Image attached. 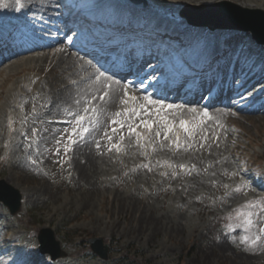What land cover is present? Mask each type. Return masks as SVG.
Wrapping results in <instances>:
<instances>
[{
	"label": "rangeland",
	"instance_id": "obj_1",
	"mask_svg": "<svg viewBox=\"0 0 264 264\" xmlns=\"http://www.w3.org/2000/svg\"><path fill=\"white\" fill-rule=\"evenodd\" d=\"M80 1L72 2L77 7ZM0 2L7 5L0 8V30L4 29L1 24L11 27L9 21L19 19V10L28 4L27 23L33 31L30 37L38 34L37 38L48 43L44 50L34 49L26 54L17 51L13 57L2 55L6 60L0 63V180L23 196L22 208L15 216L0 204V264H45L48 256L40 255L36 248L39 235L48 229L67 253L65 259L53 264H264V184L253 178L257 171L264 176V46L256 45L246 32L191 25L179 15L180 11L189 12L199 22L201 10L210 11L226 3L264 11V0H148V7L139 9L137 19L175 34L165 42L171 51L168 57L159 52L158 61L152 56L145 69L150 70L152 65L153 74L137 75L139 82L135 86L128 80L121 81L127 88L126 95L113 107L114 116L111 112L107 117L97 110L100 94L97 99L93 94L84 97V91L74 90L87 73L74 76L64 69L71 55L76 56V65L82 62L81 58L89 59L78 46L86 32H75V25L82 29L81 20L75 16L69 19L70 13L64 16L69 0H21L19 10L16 0ZM125 5L129 9L127 15L132 17L135 7ZM190 6L196 10L188 9ZM76 7L72 8L75 12ZM47 11L53 13L52 20ZM106 13L110 18L114 16L109 10ZM59 27L65 28L62 35L49 36L50 30ZM20 33H6L9 51L18 44H33L19 38ZM179 34L181 37H177ZM217 44L233 53L232 60L222 56L225 75L233 79L231 88L244 86L245 94L242 101L234 102L235 106L221 105L227 110L224 121L209 123L210 109L219 107L205 108L208 117H204V106L182 103L173 98L175 94L169 96L165 82L167 86L169 81L178 82L177 77L166 78V74H172L173 54L181 58L199 46L214 47L215 52L219 49ZM38 56L41 60H36ZM251 66L252 73H259L261 79L251 74L241 78L243 68L248 71ZM230 69L232 73L228 75ZM159 77L163 82L158 89ZM183 85L184 81L177 92L190 87ZM131 90L136 92L135 104H122ZM235 95L236 91L231 90L229 98ZM172 103V107L182 104L192 111L197 108V114L187 116L181 108L169 114ZM141 106L148 110L141 112ZM132 107H136L139 117L131 116ZM93 108L95 112L91 111ZM117 112L121 116H116ZM80 116L85 117L83 126L89 129L83 138L76 124ZM161 118L175 128L167 140L163 131L159 137L155 135ZM114 119L123 120L125 127L120 129L113 124ZM141 120L152 123L153 128L149 133L140 127L147 135L137 143L134 135H128L127 125L139 124ZM181 120L195 128L191 139L180 129ZM113 128L118 131L113 133ZM105 132L112 136L111 141ZM93 133L95 169L88 173L89 179H81L73 163V150ZM177 134L179 149L172 142ZM70 138L77 142L70 143ZM114 143L120 145V151L112 148ZM66 145L71 151L65 154ZM215 156L224 157L227 164L218 162V172ZM237 188L239 192L235 191ZM247 219L252 220L251 226ZM98 237L108 244L107 261L87 254V240Z\"/></svg>",
	"mask_w": 264,
	"mask_h": 264
},
{
	"label": "bare ground",
	"instance_id": "obj_2",
	"mask_svg": "<svg viewBox=\"0 0 264 264\" xmlns=\"http://www.w3.org/2000/svg\"><path fill=\"white\" fill-rule=\"evenodd\" d=\"M94 2H95V8H96V10L97 11H95V14L96 13H98V14H100V13H102L103 14V12H105L106 13V10H109L113 15H116V14H118V15H124V13L127 11V7L126 6H121V5H119L117 2H116V0H108V3L107 4H105L104 2H103V0H100V1H98V0H94ZM101 2H103L102 4H100ZM129 10V9H128ZM133 11H135V13H133V16H132V18H127V19H129V21H136V22H138L139 20L137 19L139 16H137V12H138V10H133ZM29 14H30V7H28L27 8V10L25 11V20H27V19H29L28 18V16H29ZM52 12L50 13L49 11H47V16L48 17H50V19L52 20V18H53V16H52ZM13 16H14V14H12ZM55 15V14H54ZM12 16V17H13ZM57 16V15H56ZM12 17H10V18H12ZM19 19H21V18H19ZM19 19H17L16 20V22L18 23V24H15L16 26H14V28L13 29H17V28H22V27H25V25H26V21H24V20H20V21H18ZM54 19H55V17H54ZM110 19H113V16H111V18ZM28 21V20H27ZM33 21H34V19H33ZM6 23V22H5ZM8 24V23H7ZM2 25V24H1ZM6 25V24H5ZM163 28V27H162ZM37 37H38V34L36 35ZM36 37V38H37ZM30 39H36V38H34V36L33 37H29ZM29 38H27L28 40H30ZM48 40L49 41H53V39H49L48 38ZM32 44V43H31ZM46 45V43H44V41L42 42L41 40L40 41H38V42H36V44H35V47H36V49H41V50H44V46ZM20 51H25V50H20ZM200 51V47H197V48H193L191 51H190V55H194L195 53H197V52H199ZM15 52H17V51H15ZM21 53V52H20ZM15 54V53H14ZM71 54V53H70ZM69 54V55H70ZM61 55H63V54H61ZM72 57H68L69 59L67 60L68 61V63H64L65 61L64 60H62V61H60L59 59V61H60V63H64V69H65V72L67 71H69V72H71V74L72 75H74V76H76V75H78V74H80V73H87V76L85 77V78H83V80H82V82H78L75 86H74V90H77V91H79V92H82V91H84V94H83V96L85 97V96H87L88 94L91 96L92 94H93V96H95V98H99V94L101 95V96H103L104 97V99L103 100H100L99 101V108L97 107V110H99V112H100V115H103L104 117H107L108 115H110V113L112 112L113 113V116H114V109H113V107L115 106V104L118 102V101H120V97H122L123 95H124V93H125V91H123V90H125V88L123 87V83H121L120 81H117V80H114L112 77H110V75H106V74H104L102 71H100L97 67H96V65H94L91 61H89V60H81L82 62H80V64L79 65H76L77 64V62H75V59L76 58H74V57H76V56H74V55H71ZM74 56V57H73ZM12 57H13V55H12ZM54 57H57L56 55H54ZM60 57V56H59ZM41 57H37V59L36 60H38V59H40ZM9 60V59H8ZM41 60V59H40ZM11 61V60H10ZM73 71H72V70ZM251 69V68H250ZM99 70V71H98ZM247 71H244V73H246ZM259 74V73H258ZM83 75H85V74H83ZM148 75V74H147ZM147 75H145L146 77H147ZM151 75V74H150ZM255 77V76H254ZM257 79V78H256ZM257 81V80H256ZM72 86V87H73ZM70 88V87H69ZM67 90V89H66ZM69 90V89H68ZM67 90V91H68ZM71 91V90H70ZM69 91V92H70ZM65 92V91H64ZM105 92H107L108 93V95L107 96H104V93ZM67 95H69V94H67ZM62 96V95H61ZM242 96H243V92H240V94L237 96V99H240V98H242ZM65 97H66V95H65ZM68 97V96H67ZM66 97V98H67ZM8 98V97H7ZM62 98H63V96H62ZM229 98V97H228ZM100 99V98H99ZM122 100V99H121ZM164 100H166L167 101V99H164ZM96 102H98V101H96ZM173 102V101H172ZM239 102V101H238ZM149 103V102H148ZM148 103H147V105H148ZM178 103V102H177ZM233 103V101H231V100H228V102H227V105H228V107L230 106L231 107V104ZM9 104V103H8ZM95 104H97V103H95ZM151 104V103H150ZM150 104L148 105L149 107H150ZM117 105V104H116ZM153 105V104H152ZM160 105V104H159ZM171 106L173 105V103L172 104H170ZM147 106V107H148ZM175 106V105H174ZM172 107V109H169L168 111H167V113H174V111L175 110H179L180 108H181V110H184L185 111V114H186V112L187 113H193L194 111H192L190 108L188 109V108H185V107H183L181 104H178V105H176L175 107ZM177 106H179V107H177ZM196 106V105H195ZM116 107V106H115ZM148 107V108H149ZM193 107V106H192ZM197 107V106H196ZM183 108V109H182ZM194 108V107H193ZM73 109V108H72ZM77 109V108H76ZM112 109V110H111ZM147 109V108H146ZM150 109V108H149ZM163 109V108H162ZM197 109V108H196ZM196 109L194 108V110L196 111ZM207 109V108H206ZM148 110V109H147ZM180 110V111H181ZM208 110V109H207ZM73 111H74V109H73ZM180 111H178V112H180ZM183 111V112H184ZM210 111H211V109H210ZM142 112V111H141ZM151 112V111H150ZM209 112V111H208ZM98 113V112H97ZM111 113V114H112ZM181 113V112H180ZM180 113H176L177 114V116L180 114ZM210 113V116L209 117H211V119L209 120L210 122L209 123H212V122H217V121H220L221 119H223V121H224V118H225V116H226V114H227V110H225V108H222V107H219V108H214V109H212V111L211 112H209ZM143 114V113H142ZM162 114V113H161ZM184 114V113H183ZM182 114V115H183ZM195 114H197L196 112H195ZM200 114H201V111H200ZM199 114V115H200ZM106 115V116H105ZM112 116V115H111ZM147 116V115H146ZM173 116H175V115H173ZM164 117H165V115H164ZM176 117V116H175ZM101 119H102V116L100 117ZM178 118V117H177ZM176 118V119H177ZM226 119V118H225ZM98 120L99 121H101L99 118H98ZM98 122V121H97ZM98 124H99V122H98ZM97 124V125H98ZM212 125V124H211ZM218 125V124H217ZM94 126V125H93ZM98 127V126H97ZM99 127H101V126H99ZM98 127V128H99ZM173 129H175V128H173ZM92 130H95V129H92ZM97 130V129H96ZM102 131V130H101ZM97 132V131H96ZM95 132V133H96ZM140 132H141V135L142 136H146L147 135V131H145V130H143V128L141 129L140 128ZM155 132H156V130H155ZM100 133V132H99ZM94 134V133H93ZM152 135V134H151ZM102 135H100V137H101ZM99 137V138H100ZM156 138V137H155ZM86 139V138H85ZM81 140L82 141V143L83 144H78L75 148H74V150H73V152H74V156H75V158H76V160H74L73 161V163L74 164H76V166H77V170L79 171V176H81V179H89L90 178V176H89V174L88 173H90V172H93V170L95 169V163H94V160H95V134H94V136H92V137H89V138H87L86 140ZM154 139V138H153ZM148 140V139H147ZM97 142H99V141H97ZM80 143V142H79ZM98 151V150H97ZM215 158H216V162H215V167H217L216 169V171L218 172V166H217V163L219 162V163H221L223 166H226L227 164H226V161L224 160V157L223 158H221V157H219V156H215ZM217 158H221L220 160H217ZM97 163V162H96ZM73 164V165H74ZM211 168V167H210ZM214 169V168H213ZM223 169V168H222ZM212 170V169H211ZM215 170V169H214ZM76 174V173H75Z\"/></svg>",
	"mask_w": 264,
	"mask_h": 264
},
{
	"label": "water",
	"instance_id": "obj_3",
	"mask_svg": "<svg viewBox=\"0 0 264 264\" xmlns=\"http://www.w3.org/2000/svg\"><path fill=\"white\" fill-rule=\"evenodd\" d=\"M134 1H140L141 6L147 4L144 0ZM188 9L196 10L192 6ZM181 15L187 17L190 23L209 26L211 29L235 28L249 31L258 43L264 44V12L260 10L243 9L235 4L226 3L215 6L210 11L201 10L199 12L201 21L199 22H195L191 17L194 15H189V12L183 11ZM0 185L6 190V192L0 193V200L9 208L11 214H16L21 206V195L16 189L6 185L3 181H0ZM38 239L42 252L55 254L56 258L63 255L59 249V243L54 241V235L50 230H44ZM88 242L91 244L94 253L100 258L106 259L107 246H105V250H102V239H89Z\"/></svg>",
	"mask_w": 264,
	"mask_h": 264
},
{
	"label": "snow or ice",
	"instance_id": "obj_4",
	"mask_svg": "<svg viewBox=\"0 0 264 264\" xmlns=\"http://www.w3.org/2000/svg\"><path fill=\"white\" fill-rule=\"evenodd\" d=\"M16 4L18 5L17 9L16 10H19V7H22V4H21V0H16ZM3 7H7L6 4L0 2V8H3ZM108 93L105 92L104 93V96H107ZM101 100L104 99V97H100ZM135 97H132V96H127L126 99H123L121 101L122 104H128L129 102H132L133 104H135ZM149 103H152V104H155L156 102L155 101H149ZM160 107H164L163 105H161ZM169 108H171L172 106L169 105L168 106ZM179 107V106H177ZM141 111H146V109H144L143 106H141ZM85 111H89V109H85ZM91 111L95 112V108L91 109ZM194 111V110H193ZM131 116H135V117H139L140 113L137 111L136 107H132L130 110H129ZM127 114V113H126ZM204 117H208V113L205 112L204 114ZM116 116H121V113L120 112H117L116 113ZM209 119H211V117H208ZM85 117L84 116H80L77 120H76V124L78 126H80L81 128V131L79 133V135L81 136V138H83V135L86 134L89 129L87 127H84L83 126V121H84ZM113 124H118L119 125V128L120 129H123L125 127V122L123 120H113L112 121ZM158 124L161 125L160 128H158L155 132V135L157 137H159L161 135V132L163 131V136H164V139L167 140L169 138V133H172L173 132V128H174V125L170 124L166 119L164 118H161V120L157 121ZM139 127H143L145 129L148 130L149 133H151L152 131V128H153V124L148 122V121H144V120H141V122L139 124H128L127 125V129H128V135L129 136H135L136 137V140H137V143H139L141 140H144L145 139V136H142L140 132H137L136 131V128H139ZM179 127L180 129H182L184 131V133L188 136L189 139L192 138V136L195 134V128H192L189 126V122L188 121H185V120H181L180 121V124H179ZM118 131L117 128H113L112 129V132L113 133H116ZM74 134L75 133V130H74ZM105 137H107L108 140H112V136H109V134L107 132H105ZM121 140L124 139L123 135H121ZM77 141L74 140V139H71L70 138V143L74 144L76 143ZM173 144L176 146L177 149H179L181 147V144H180V137L179 135L177 134L175 136V139L172 141ZM99 146V145H98ZM143 146V145H141ZM188 147H191V145H188ZM112 148H115L116 151H120V145L119 144H112ZM112 148H110L109 150H112ZM185 150H187V148H185ZM65 154L68 152V151H71V147L70 145H66L65 146ZM145 167H147V165H145ZM169 167H171V165H169ZM181 167H183V165H181ZM235 191L239 192L240 189L237 188L235 189ZM246 223L251 226L252 224V220L251 219H247Z\"/></svg>",
	"mask_w": 264,
	"mask_h": 264
}]
</instances>
